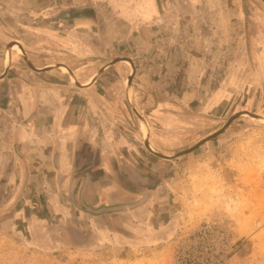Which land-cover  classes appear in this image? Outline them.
I'll return each instance as SVG.
<instances>
[{
    "label": "rangeland",
    "instance_id": "obj_1",
    "mask_svg": "<svg viewBox=\"0 0 264 264\" xmlns=\"http://www.w3.org/2000/svg\"><path fill=\"white\" fill-rule=\"evenodd\" d=\"M113 2L0 0V264H264V1L160 0L157 36L116 25L109 46L101 8ZM68 10L78 17L61 18ZM69 26L85 61L68 54ZM11 43L22 54L6 65ZM115 58L131 60L129 85L131 64ZM65 97V121L111 128L110 175L131 207L84 209V143L53 122ZM231 117L171 160L144 146L172 156ZM122 135L138 152L124 155Z\"/></svg>",
    "mask_w": 264,
    "mask_h": 264
},
{
    "label": "crops",
    "instance_id": "obj_2",
    "mask_svg": "<svg viewBox=\"0 0 264 264\" xmlns=\"http://www.w3.org/2000/svg\"><path fill=\"white\" fill-rule=\"evenodd\" d=\"M162 7L163 6L160 0H125V1L121 0L119 3H116V0H114L113 5L112 4L108 5L107 8L106 6H104L103 8L105 9L101 8V19L103 20V22H105L103 23V28L101 31V40L103 41L104 45H106V42L104 41H106V39H109L107 37L111 36L109 39V41H111L109 42V46L117 45L119 42L115 44L116 43L115 41L120 38L113 37L109 33L107 34V31L110 32L114 29H117L116 25L118 26L123 25L125 27L129 26L130 34L133 33L137 34L138 31H143L144 33L147 31H151V35H150L152 36L151 38L157 36L158 34H156L157 31H155V29L157 26H160L161 9H163ZM103 15L105 16L104 19L102 18ZM68 29L71 31L66 34V39L64 41V44L66 45V49L68 50V54H70L71 56H73L72 54H76L77 55L75 57L76 61H77V57H79L78 60L85 61L86 55L85 54L79 55V53L83 52L85 49L84 39L81 37V34L74 32V30L77 31L79 29L77 28L74 29V27L71 26H69ZM124 29L127 30V28ZM119 41H121V39ZM17 46L19 47L18 44ZM20 52L22 53L21 49ZM132 60H134L133 57ZM4 61H5L4 64L7 65L8 62H6V58ZM61 66H64L67 69L66 65L64 64L59 65V68ZM72 79L74 78L71 77V80ZM88 79H90L89 81L91 83L93 79V75ZM90 83H88L87 85H89ZM104 91H106V88L103 84L101 89L98 90V92L101 93V97L106 96V93H104ZM95 99L97 98L94 97V100ZM94 103L99 105L98 106L99 109H101V107L107 108L108 106L106 105V103L99 102V99ZM70 104H71L70 99L66 97L65 99L62 98L61 100L55 102V107L60 111V113L57 114L53 122H55V125L57 126V128H59L57 130V133L59 134V136H61V139L64 142H72L79 140L84 143L83 145H81L82 147L80 146L81 147L80 151L83 158L81 166H83L84 168V170L81 169L82 170L81 173H83L84 176L81 184V186L83 187L81 188H83V194L85 195V197L86 196L88 197L86 198V200L92 199L93 203H91L89 200H87V202L93 207L121 203L117 201L118 200L117 198H119V196L125 190H123V188L118 186V184H116L117 182L114 179L112 180L109 171L110 162H112V159L115 158L113 157L115 154L114 153L115 150L114 151L107 150L108 148L106 144L107 140L112 141L111 140L112 138H110L112 136L111 128H108V125L106 123L101 124V134H100V131H98L99 128L94 127V123L91 121V119H88L86 122L84 121V115H82L78 123L74 120L65 121ZM99 135H101V137H99ZM122 136H119V138L115 136L113 141L115 142L114 143L115 145H118L119 148L124 149L123 151H126L124 155L127 157L128 155L131 154V151L138 152V150L135 151V149H133L134 148V146H132L133 144L126 145V143L128 142H126L124 138L128 136L126 137L124 136L122 137ZM133 136L136 135L133 134ZM124 141L126 143H124ZM133 141L135 140H132L131 143H133ZM97 142H101V146H100L101 148L98 146ZM103 146L104 148H102ZM92 155L96 156L95 161L92 159L93 158ZM129 172H135L139 176H141V174L143 173L139 170L137 172L134 169H131L130 171H125V173L127 174ZM108 180H110L109 183L107 182Z\"/></svg>",
    "mask_w": 264,
    "mask_h": 264
},
{
    "label": "water",
    "instance_id": "obj_3",
    "mask_svg": "<svg viewBox=\"0 0 264 264\" xmlns=\"http://www.w3.org/2000/svg\"><path fill=\"white\" fill-rule=\"evenodd\" d=\"M263 1H264V0H263ZM60 17L63 18V19H65V20H68V19H74V18H76V17H78V16L76 15V11H74V10H68V11H64L63 13H61V14H60ZM120 60H121V61H128V62L131 64V70H132V72H131V74L129 75V77H128V81H127V85H129V84H130V81H131V75L134 73V70H135V69H134V66H133V64H132V62H131L130 59H128V58H115V59L110 60V61L108 62V65H112V64H114L116 61H120ZM108 65H105L104 67H101V71H102L105 67H107ZM6 67H7V66H6ZM30 67H31L34 71H42V70H44V69L35 68V67H33L31 64H30ZM47 68H48V67H47ZM68 71H69V70H68ZM69 72H70V74H71V71H69ZM5 74H6V70H4V71L1 73V75H0V79H1L2 77H4ZM93 78H94V77H93ZM75 85H76L77 87H84V86H86V85H82V84H80V83H78V82H76ZM254 117H256V116H254ZM232 118H233V117L229 118V119L225 122V124L223 125V127H222L221 129H219L218 131L214 132L213 134H211V135L205 137L204 139L200 140V141H199L198 143H196L193 147H191V148H189V149H187V150H184V151H182V152H179V153H177V154H175V155H172V156L163 155V154H160V153L154 151V150L150 147V145H149L147 139H144V146L148 149L149 152L153 153L155 156H157V157H159V158H161V159L171 160V159L176 158V157H178V156H180V155H182V154H185V153H188V152L193 151L195 148H197L199 145H201L202 143H204V142L207 141L208 139H210V138L214 137L215 135L219 134V133L221 132V130H222V129H223V128L229 123V121H230ZM81 192H82V189H81ZM81 204L83 205L84 209H85L87 212H89V213H91V214H93V215H101V214L116 213V212H120V211H123V210H125V209L131 207V205L129 206V205H127V204H121V203H119V204H115V205H101V206H98V207H96V208H92L91 206L86 205L82 200H81Z\"/></svg>",
    "mask_w": 264,
    "mask_h": 264
},
{
    "label": "bare ground",
    "instance_id": "obj_4",
    "mask_svg": "<svg viewBox=\"0 0 264 264\" xmlns=\"http://www.w3.org/2000/svg\"><path fill=\"white\" fill-rule=\"evenodd\" d=\"M11 49L14 50V51L20 52V49H19V47L17 46V43H13V44L11 43L10 46H9V50L6 52V62H8V63H9V60H10L9 52H10ZM21 54H22V53H21ZM60 70L66 72V73H67V71H68L64 66H61V67H60ZM72 78H74V77H72ZM89 80H90V79L86 80L84 83H82V85H87L88 83H90ZM71 81H75V78L72 79ZM261 121L264 122V119L261 120ZM143 135H144V136L147 135V132H146L145 129H144V131H143Z\"/></svg>",
    "mask_w": 264,
    "mask_h": 264
}]
</instances>
